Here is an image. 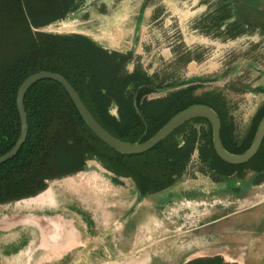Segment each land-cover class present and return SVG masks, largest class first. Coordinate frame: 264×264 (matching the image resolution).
<instances>
[{"label":"trees","instance_id":"1","mask_svg":"<svg viewBox=\"0 0 264 264\" xmlns=\"http://www.w3.org/2000/svg\"><path fill=\"white\" fill-rule=\"evenodd\" d=\"M78 3L79 0H0V155L12 148L20 133L18 86L39 70L64 75L97 121L122 140L145 141L183 108L205 103L220 117V138L228 151L240 153L251 145L256 126L241 143L234 140L219 93L194 95L190 86L148 100L145 96L153 90L154 80L140 69L127 72L126 55L108 51L78 32L41 29L66 18ZM112 102L118 106V116L108 110ZM24 107L28 131L16 155L0 163V203L35 194L47 180L80 170L89 159L101 162L115 180L118 176L131 177L142 194L156 192L182 174L197 139L200 157L208 163L214 180L234 173L240 178L244 168H264V139L247 161L228 162L214 149L211 126L205 117L195 119L208 122L199 136L192 119L150 149L126 154L95 135L57 80L33 82L25 91ZM185 129L184 143L179 145L176 134ZM182 264L238 263L212 255L194 257Z\"/></svg>","mask_w":264,"mask_h":264},{"label":"water","instance_id":"2","mask_svg":"<svg viewBox=\"0 0 264 264\" xmlns=\"http://www.w3.org/2000/svg\"><path fill=\"white\" fill-rule=\"evenodd\" d=\"M258 2L239 0V4H244L246 7L249 5L250 10L258 8L259 12L264 13L262 6L264 0ZM43 78H51L60 82L69 92L89 128L98 138L120 153L144 152L163 139L181 122L196 115H204L211 120L215 149L228 162L247 161L257 151L264 136L263 116L251 145L241 153L229 152L220 139V120L216 112L207 105L196 104L177 112L147 140L142 142L125 141L111 134L97 121L64 75L51 70H39L25 77L18 86L16 102L20 115V133L12 148L0 155V163L16 155L25 141L28 122L24 107V94L33 82ZM90 168V164L86 162L85 167L80 170L47 180L46 186L35 194L0 203V231H13L22 227L34 228L37 238L35 243L42 252L47 254L63 252L65 254L70 249L77 247L84 252L85 258L90 256V260H92L90 262L93 264H182L194 257L212 255L226 256L229 258L228 262L238 264H264V246L249 248L251 244L248 246L245 242L247 240L245 232L242 233L241 243L228 244L213 239L212 233L200 230L214 220L244 208L261 206L260 215L264 219V199H261L259 194L264 186V179L259 183H251L242 196L233 192L226 195L211 194L218 184L220 187H224V182L214 181L199 173L197 174L199 178L196 181H178L162 189L179 186V189H193L197 194L189 197L183 196L179 199L174 197L161 203L159 213L149 212L146 218L139 217V215L127 227L126 217L131 214H134L133 217L138 215V211L135 212L138 205L142 202H149L148 197L161 190L142 194L129 177H121V181L124 182L121 184L111 179V176L95 174L89 176L86 181L82 177L76 185L66 189L72 198L71 201L74 202L75 206H72L76 207L75 209L53 207V182L62 178H72L73 175L80 173L91 172ZM48 188L49 191H45ZM40 194L41 196L34 201H22ZM91 201L94 207L91 205ZM217 204L219 208L230 206L229 211L210 217L212 207ZM124 211L127 214L123 213ZM113 212L123 213L124 216L119 218L115 214L112 215ZM116 231L120 233L118 242L111 240ZM263 232L264 229L258 235L249 236L248 243L257 240L261 242L262 240H259L258 237ZM163 240L170 244L168 246L163 244L156 248V245ZM119 242L122 244L125 242L123 246L127 248L121 249ZM17 250H20V247H15V251ZM86 252L89 256H86ZM155 256L160 262L154 261ZM237 256L242 257V260H238Z\"/></svg>","mask_w":264,"mask_h":264},{"label":"flooded vegetation","instance_id":"3","mask_svg":"<svg viewBox=\"0 0 264 264\" xmlns=\"http://www.w3.org/2000/svg\"><path fill=\"white\" fill-rule=\"evenodd\" d=\"M94 1L103 5V8L99 11L101 14L111 15L115 22L118 24H124V31L127 35L124 41H126L127 44L121 43L122 47L120 48L116 47L118 45L116 44V40L113 41V44H109L107 41H105V39L103 40L95 38L81 31L69 32H78L84 34L106 50L126 55L124 68L127 72H133L135 69H140L147 76L154 80L153 85H151L153 90L149 91L145 96L148 100L164 97L181 88H187L190 86L193 87L194 95H201L205 92H216L219 93L223 99L224 110L226 113L225 116L231 124L230 136H232L238 143H241L240 140L247 136L255 126L256 133L258 125L264 116V83H257L256 81H253L255 84L249 85V90L255 89V94L253 96V106L250 105L247 118H244V112L242 113L243 120L245 121L242 127L236 122L234 108L232 106L233 102L231 101V96H228V93L238 92L237 87L235 88V86L233 87L230 85V83L234 82L237 76L243 73V70L240 71L237 69V64L247 62V68L244 66L243 69L249 70V73L254 75V80L256 77L261 75L260 71L262 66L260 58L257 55L259 53L258 49H253L251 53H248V49L242 45L243 43L237 47V44L243 38H246L252 44L257 43L258 41L251 40L253 39L251 37L256 34V31H254V28H252V21H250L249 18H242V16H238L237 11L239 8L237 10L236 2L234 3L233 0H193V4L190 9L193 12L187 20L183 21L178 14L177 6L173 0H131L130 2H127V0H114L113 5L111 6L105 0ZM81 2L82 0H79L78 7L74 11H79L82 9ZM127 3H129L131 6L130 13H128L127 9H124L123 7ZM74 11L70 13H73ZM143 34L145 36H143ZM167 37L170 38L167 39ZM137 41L144 45H149L151 47V51L153 50L152 53L159 55L161 61L172 63L177 59L178 61L182 62V66L185 70H194V74L181 78H173L167 66L155 67L153 65L155 67L154 68L152 65H149L147 68L143 64L144 58L141 59V55L143 54L142 50L137 49ZM155 46L157 47L154 50ZM226 46L230 47V51L235 54V56L231 58L228 56L226 57V55H223L220 58L218 57L219 64L217 68L215 70H211L212 64L210 57H214V55H211L212 51L218 50L219 48L225 49ZM200 47L201 49L203 47L206 49L201 51ZM196 48L200 51H197ZM136 56L138 57L137 59ZM130 64H132L131 68L129 67ZM159 65L163 64L161 63ZM196 67H198L197 70ZM222 67V73H214L221 70ZM208 82H213L216 85H220L219 83L223 82V85L217 86L218 88L205 87V83ZM196 104H202L211 107L205 103ZM211 108L219 117L217 111L213 107ZM251 109L252 111L249 112ZM108 110L112 115L118 116V106L115 102L111 103ZM204 117L207 118L208 122L210 123L213 140L212 122L204 115H196L184 120L167 135L172 133L183 123L193 119V127L197 130V135L199 136L201 128H207L208 126V122L203 120L205 119ZM197 118L203 119H200L201 121H196L195 119ZM256 122L258 123L256 124ZM186 131L187 129L176 134V137L179 139V145L184 143L183 136L185 135ZM263 139L264 136L262 140ZM192 160H194L195 164V166H193V175L184 177V174ZM249 172L254 173V182L252 181L253 183H259L264 179V168H244L242 174L239 177L243 178ZM199 173L214 180L210 174L208 163L203 161L200 157V140L197 139L193 143L189 160L187 161L182 174L175 180V182H181L184 179L195 177ZM228 176L236 175L234 173ZM121 177L122 176H118L117 181H120L119 179ZM225 178L226 177L221 180H224Z\"/></svg>","mask_w":264,"mask_h":264},{"label":"rangeland","instance_id":"4","mask_svg":"<svg viewBox=\"0 0 264 264\" xmlns=\"http://www.w3.org/2000/svg\"><path fill=\"white\" fill-rule=\"evenodd\" d=\"M109 5H113L114 0H105ZM131 0H127V2H130ZM252 1H263V0H252ZM173 2L177 6L178 14L182 18L183 21L187 20L189 16H191L192 12L191 6L193 4V0H173ZM233 2H236L238 16H242L245 18H249L251 22L252 28H254V31H256V34L251 37L253 39L251 40H257L258 42L255 44L250 43L246 38H243L238 44L237 47L242 44L248 49V53H251L253 49H258L259 53L257 54L260 58V61L262 63L261 66V75L259 77H256L254 80V75L249 73V70L243 69L244 66L247 68V62H244L242 64H237V69L242 71L239 76L236 77L233 83H230L231 86L237 87L238 92L235 93H228V96H231L232 106L234 108V115L236 118V122L239 126H243L245 121L244 118L248 117V109L250 108V105L253 106V96L255 94V89L249 90L250 84H255L253 81H256L257 83H264V13L259 12L258 8L256 10L246 7L244 4H239V0H233ZM258 2V3H259ZM181 4V5H180ZM257 6V4H254ZM262 5V4H261ZM253 6V5H250ZM264 7V4L262 5ZM124 9H127L128 13H130V4L127 3L125 6H123ZM81 8L79 11L76 10L73 13H70L65 19L60 21H55L53 23H50L43 27L45 30L49 31H58V32H69V31H81L84 33L89 34L90 36H93L95 38L99 39H105L107 43L113 44L114 40H116V44H118L116 47H122L121 43L127 44L126 41H124L127 37L125 34V27L124 24H118L115 22L111 15H103L99 11L103 8V5L100 3L95 2L94 0H82L81 2ZM264 12V10H263ZM256 22V23H253ZM145 30V29H144ZM173 32V31H172ZM143 36H145L143 34ZM171 37V36H170ZM170 37H167L169 39ZM118 40V41H117ZM132 42V41H131ZM224 46V45H223ZM157 46L154 47V50ZM149 45H144L141 42L137 41V49L142 50L143 54L141 55V59L144 58V66L148 68V66L152 65V67H162L167 66L168 70L170 71V74L174 78H181L184 76H190L193 75L195 72L194 70H185L182 66V62L178 61L177 59L174 60L172 63L163 62L160 60L159 55L156 53L153 54ZM204 48V49H203ZM201 49L205 50L206 48L203 47ZM226 49V51H225ZM224 48H219L218 50L212 51L211 55H214L210 57V61L212 64L211 70H215L219 64L218 57H222L223 55L228 56L229 58L235 56L230 51V47L226 46ZM197 51H200L196 48ZM261 50V53H260ZM210 52V51H209ZM256 55V56H257ZM138 57L136 56V59ZM163 65H159V64ZM154 65V66H153ZM129 67H132V64L129 65ZM154 67V68H155ZM198 67H196L197 70ZM201 68V67H199ZM205 68V67H204ZM223 67L218 72L214 73H222ZM239 71V72H240ZM220 85H216L215 83H205V87L209 88H218L217 86H222L223 82L219 83ZM225 85V84H224ZM235 93V94H234ZM237 98V99H236ZM249 103V104H248ZM114 111V109L112 108ZM252 109L249 111L251 112ZM244 112V113H243ZM243 113V116H242ZM87 162L90 164V171L87 173H80L78 175H73L72 178H62L55 182H53L52 185V194L54 196L53 200L54 203L52 204L53 207H66V208H74V202L71 201L72 198L70 195L66 192V189H69L76 185L77 182L80 181V179L83 177V180L86 181V179L91 175H100V176H111L113 180L114 174L105 168L101 162H99L97 159H89ZM193 166L194 160H192L189 164L188 169L186 170L184 177H189L193 175ZM253 174L254 173H247L243 178H237L235 176H228L224 180L219 181L220 183L224 182V187H220V184H218L216 189H213L211 192L214 194L222 193L223 195H226L227 193L233 192L235 194H238V196H242L243 193H245L246 189L249 188L250 184L253 183ZM130 178V177H129ZM123 179V178H122ZM131 179V178H130ZM119 183L123 184L124 182L119 179ZM132 180V179H131ZM117 181V180H116ZM129 181V179H128ZM253 181V182H252ZM130 182V181H129ZM172 187V186H171ZM179 186H173L172 188L161 190L158 193L150 195L149 202H142L138 205L137 209H135V212L138 211V215L134 214L128 215L125 219L126 222H128L127 227L134 222L138 216H144L145 218L149 215V212H157L159 213V205L161 203L167 202L171 200L172 198H181V197H189L192 195L197 194L195 190L188 189L185 190L183 188L179 189ZM64 189V191H62ZM216 192V193H215ZM259 194L261 195V199H264V186L259 191ZM73 202V203H72ZM74 205V206H72ZM91 205L94 207L93 202L91 201ZM228 208H219V205H215L211 209L210 217L213 215H217L218 213L226 212ZM126 211V210H125ZM125 211L123 213H125ZM128 211V210H127ZM126 211V212H127ZM229 211V210H228ZM261 206H258L256 208H244L239 211H235L229 215L223 216L222 218L216 219L213 222L209 223L208 225L200 228V230L208 231L212 233V237L215 240H220L221 242H225L228 244H233L238 242H242L241 236L242 233L245 232L247 240L245 241L249 248L253 247H261L264 246V232L259 235V240H262L259 242L258 240L256 242L248 243V237L253 235H258L260 231L264 229V219H262L260 215ZM123 213H114L112 215H116L119 218H122L124 216ZM127 214V213H125ZM99 215V214H98ZM125 222V223H126ZM118 233L117 231L111 237V240L114 241L118 240ZM37 242L36 234L34 228L31 227H22L17 230L9 231H0V256H1V264H93L91 263L92 260H90L89 254L86 252V256H89L85 258L84 252L75 247L70 249L67 253L63 254V252H58L54 254H47L42 252L39 246L35 243ZM119 242L118 244L121 249H126L127 247L123 246L125 245V242ZM117 244V245H118ZM168 246L170 243L163 240L157 246ZM122 245V246H121ZM164 246V247H165ZM15 247H20V250L15 251ZM152 249V248H151ZM249 252V249H248ZM238 260H242V257L237 256ZM222 259L224 261H227L228 257H223ZM91 261V262H90ZM154 261L157 263L160 262L158 257L155 256ZM228 262V261H227ZM261 264V263H260Z\"/></svg>","mask_w":264,"mask_h":264},{"label":"bare ground","instance_id":"5","mask_svg":"<svg viewBox=\"0 0 264 264\" xmlns=\"http://www.w3.org/2000/svg\"><path fill=\"white\" fill-rule=\"evenodd\" d=\"M45 191H49V188L46 189ZM45 191H44V192H45ZM39 196H41V194L38 195V196H35V197H31V198H29V199L22 200V201H34V200H36Z\"/></svg>","mask_w":264,"mask_h":264},{"label":"crops","instance_id":"6","mask_svg":"<svg viewBox=\"0 0 264 264\" xmlns=\"http://www.w3.org/2000/svg\"><path fill=\"white\" fill-rule=\"evenodd\" d=\"M206 176V175H205ZM198 176H195V177H191V178H187V179H184V180H192V181H196V180H198ZM184 180H182V181H184Z\"/></svg>","mask_w":264,"mask_h":264}]
</instances>
